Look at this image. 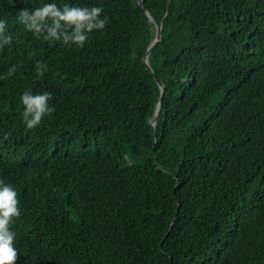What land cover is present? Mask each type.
Instances as JSON below:
<instances>
[{"label": "trees", "instance_id": "trees-1", "mask_svg": "<svg viewBox=\"0 0 264 264\" xmlns=\"http://www.w3.org/2000/svg\"><path fill=\"white\" fill-rule=\"evenodd\" d=\"M56 0L99 6L83 48L0 0V179L19 192L16 264H264V0ZM163 40L143 65L156 27ZM37 62L47 65L39 76ZM55 111L23 121L21 95ZM175 219V222H173Z\"/></svg>", "mask_w": 264, "mask_h": 264}, {"label": "clouds", "instance_id": "clouds-1", "mask_svg": "<svg viewBox=\"0 0 264 264\" xmlns=\"http://www.w3.org/2000/svg\"><path fill=\"white\" fill-rule=\"evenodd\" d=\"M103 8L99 6H78L64 3L59 6L56 0L44 3L42 7L24 8L19 11L17 22L31 32L37 39L64 45L83 48L94 30H103L108 24V17L103 16ZM12 35L8 32L6 19H0V47L11 45ZM12 66L6 79L14 74ZM35 70L39 76L47 71V65L37 62ZM23 105L22 117L28 129L40 126L46 116L55 111L51 105L52 93L48 91L33 93L24 92L21 97ZM21 216L19 192L17 188L0 179V264H16L19 250L15 244L17 233L12 225Z\"/></svg>", "mask_w": 264, "mask_h": 264}, {"label": "water", "instance_id": "water-1", "mask_svg": "<svg viewBox=\"0 0 264 264\" xmlns=\"http://www.w3.org/2000/svg\"><path fill=\"white\" fill-rule=\"evenodd\" d=\"M146 0H140L139 1V6L141 8H143L144 6V2ZM145 13L147 14L149 20L155 25L156 27V36L154 38V40L152 41L151 45L148 47V50L146 52V55L143 59V65L147 68V70L154 76L155 81L157 82L160 90H161V96L159 98V102L158 105L156 107L155 113H154V117L151 120V125L153 127V131H155L156 125L160 119V114H161V110H162V104H163V98H164V92H165V86L164 84L156 77L152 67L150 66L149 63V57L151 52L153 51V49L163 40V34H162V29H163V23L159 22L151 13L149 10L144 9ZM175 222V219L174 221Z\"/></svg>", "mask_w": 264, "mask_h": 264}]
</instances>
